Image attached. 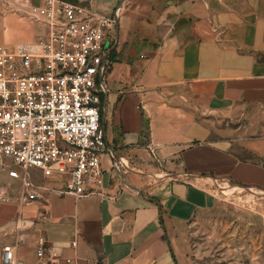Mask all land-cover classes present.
Instances as JSON below:
<instances>
[{
  "label": "crops",
  "instance_id": "obj_1",
  "mask_svg": "<svg viewBox=\"0 0 264 264\" xmlns=\"http://www.w3.org/2000/svg\"><path fill=\"white\" fill-rule=\"evenodd\" d=\"M70 1L115 20L104 193L61 194L48 187L63 180L34 170L40 196L26 201L4 172L0 264L7 244L37 264L40 235L81 264H197L193 235L217 212L215 183L264 190V0Z\"/></svg>",
  "mask_w": 264,
  "mask_h": 264
},
{
  "label": "built area",
  "instance_id": "obj_2",
  "mask_svg": "<svg viewBox=\"0 0 264 264\" xmlns=\"http://www.w3.org/2000/svg\"><path fill=\"white\" fill-rule=\"evenodd\" d=\"M44 21L36 41L0 44V162L23 184L24 200L38 198L33 168L64 181L50 190L81 197L104 193L102 156L111 149L102 123V91L111 61L112 16L70 0L29 2L24 10ZM77 241L73 240V244ZM37 264H81L37 240ZM4 264H26L3 247ZM103 264V263H98Z\"/></svg>",
  "mask_w": 264,
  "mask_h": 264
},
{
  "label": "rangeland",
  "instance_id": "obj_3",
  "mask_svg": "<svg viewBox=\"0 0 264 264\" xmlns=\"http://www.w3.org/2000/svg\"><path fill=\"white\" fill-rule=\"evenodd\" d=\"M29 2L40 1L0 0V31L4 28L8 36V41L0 43L13 46L27 42L22 34L28 28L37 35L47 31L44 21L32 20L24 12ZM8 14H16L18 19L4 20L3 16ZM4 172L0 162V195L7 183ZM214 189L217 212L205 217L201 231L193 235L197 264H264V190L228 181H217Z\"/></svg>",
  "mask_w": 264,
  "mask_h": 264
},
{
  "label": "bare ground",
  "instance_id": "obj_4",
  "mask_svg": "<svg viewBox=\"0 0 264 264\" xmlns=\"http://www.w3.org/2000/svg\"><path fill=\"white\" fill-rule=\"evenodd\" d=\"M36 41V40H35ZM32 42V41H31Z\"/></svg>",
  "mask_w": 264,
  "mask_h": 264
}]
</instances>
